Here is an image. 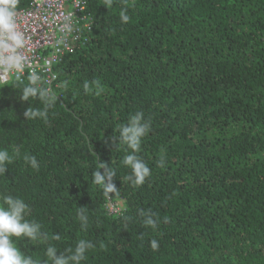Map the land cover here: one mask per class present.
Segmentation results:
<instances>
[{
	"label": "trees",
	"instance_id": "1",
	"mask_svg": "<svg viewBox=\"0 0 264 264\" xmlns=\"http://www.w3.org/2000/svg\"><path fill=\"white\" fill-rule=\"evenodd\" d=\"M104 4L87 0L90 27L54 64L52 84L41 78L55 97L46 118L24 115L44 108L21 99L29 74L0 83V150L12 157L0 204L24 199L26 219L48 235L13 238L17 247L40 262L49 244L59 255L85 239L94 246L81 264H264V0ZM94 79L100 96L83 88ZM137 112L151 123L138 153L151 175L133 187L118 130ZM102 163L117 173L109 195L92 183Z\"/></svg>",
	"mask_w": 264,
	"mask_h": 264
},
{
	"label": "clouds",
	"instance_id": "2",
	"mask_svg": "<svg viewBox=\"0 0 264 264\" xmlns=\"http://www.w3.org/2000/svg\"><path fill=\"white\" fill-rule=\"evenodd\" d=\"M20 0H0V83L8 84V77L11 73H16L15 79L23 83L24 71L30 64V59L26 55L28 49V37L21 30L18 23V6ZM107 8H111L113 0H105L104 4ZM120 19L123 23L129 21L127 14V5L121 8ZM67 27V25H65ZM63 38L57 41L62 43ZM28 83L23 86L21 99L29 101L30 98H36L44 105L43 110L39 108H28L25 117L36 119L46 118L48 108L54 103L55 97L46 87L40 86L41 77L33 72L27 77ZM83 88L86 93L94 92L96 96H100L104 91L103 86L98 79L85 81ZM151 123L144 119L142 112H137L129 118L127 124L120 126L118 132L119 143H123L131 151L124 156L122 164L131 169V174L126 177L133 187H139L144 184L145 180L151 175V169L140 158L142 138L150 131ZM117 131V130H116ZM24 160L31 167L38 168V161L35 156L25 155ZM12 162V157L7 150H0V175L6 174L7 165ZM160 166L164 164V158L159 161ZM100 169H104L103 173ZM117 175L116 170L109 168L107 164L102 163L101 166L92 173V183L100 185L105 195L115 193L118 189L113 182V178ZM29 212V205L24 199L14 197L12 195L3 196V204H0V264H81L86 259L87 251L93 248V242L85 239L77 241L73 249L69 248L58 255V249L51 244L46 248L47 260L40 262L34 260L31 256L22 254L20 248L17 247L13 238L26 237L32 241L45 243L48 241V235L42 232L41 225L34 221L26 219ZM143 224L153 229L157 227V220L153 218V214L141 211ZM77 216L82 222V227L88 224V216L85 207H80ZM55 239H59V234H55ZM151 248L155 251L159 248L157 240L150 241Z\"/></svg>",
	"mask_w": 264,
	"mask_h": 264
},
{
	"label": "built area",
	"instance_id": "3",
	"mask_svg": "<svg viewBox=\"0 0 264 264\" xmlns=\"http://www.w3.org/2000/svg\"><path fill=\"white\" fill-rule=\"evenodd\" d=\"M86 9L87 0H33L29 7L18 9L19 26L29 40L26 55L30 64L24 75L35 72L52 84L56 79L54 64L91 25ZM61 38L63 42L57 43ZM15 77L16 73L9 74L8 81Z\"/></svg>",
	"mask_w": 264,
	"mask_h": 264
}]
</instances>
